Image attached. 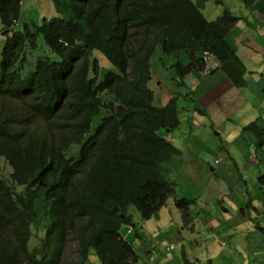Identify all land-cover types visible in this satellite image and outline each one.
Wrapping results in <instances>:
<instances>
[{"label": "trees", "instance_id": "16d2710c", "mask_svg": "<svg viewBox=\"0 0 264 264\" xmlns=\"http://www.w3.org/2000/svg\"><path fill=\"white\" fill-rule=\"evenodd\" d=\"M204 1L53 0L57 15L22 22L24 0H0V157L11 167V185L0 176V264H93V254L100 264H138L122 232L136 226L131 206L149 219L174 197L184 222L193 220V201L176 197L167 166L181 151L163 133L179 126L181 93L156 105L151 57L160 42L167 54L186 49L185 33L205 55L187 48L190 61L175 63L179 84L212 57L245 86L228 40L240 17L226 7L208 19ZM100 58L114 70L102 73ZM244 131L263 140L264 126Z\"/></svg>", "mask_w": 264, "mask_h": 264}, {"label": "crops", "instance_id": "0c3cea01", "mask_svg": "<svg viewBox=\"0 0 264 264\" xmlns=\"http://www.w3.org/2000/svg\"><path fill=\"white\" fill-rule=\"evenodd\" d=\"M242 5L236 14L240 20L228 40L247 68L244 87L237 88L218 66L209 71L195 67L182 77L183 84L166 81L154 85L157 106L181 93L176 98L179 126L164 133L181 152L167 166L176 197L193 201V220L185 223L182 212L173 208L175 198L168 199V213L163 206L162 220L166 216L153 232L154 241L140 240L139 246L146 248L140 261L146 264H173V257L177 258L164 257V250L160 259L156 258L158 249L150 253L153 242L160 248L158 239L166 236L165 228L168 233L181 230V252L198 264L222 256L231 264L264 263V199L257 192L258 181L264 184V137L260 140L254 132L244 131L251 122L264 126V0H256L251 7ZM179 42L204 56L187 34H181ZM181 55L187 56L183 50L167 54L168 68L182 60ZM186 92L187 97L183 96ZM248 177L256 183L255 192L248 189ZM132 232L123 230L127 239ZM189 250L194 256L187 254Z\"/></svg>", "mask_w": 264, "mask_h": 264}, {"label": "rangeland", "instance_id": "374dc122", "mask_svg": "<svg viewBox=\"0 0 264 264\" xmlns=\"http://www.w3.org/2000/svg\"><path fill=\"white\" fill-rule=\"evenodd\" d=\"M197 1V0H194ZM221 0H205L204 1V6L201 8V11L203 12V14L205 15L206 18L208 19H215L217 18L219 15H221L224 11V9L227 7L229 8L233 14H237V12L239 11L240 7H243L242 5V1L241 0H223L224 2H220ZM57 11L54 8V4H53V0H24L23 4H22V9H21V18L20 20H22V22H24L25 20H37L38 22H41L43 17H52L54 15H57ZM172 28L171 27H167L164 30V34H163V38H167L166 36L168 35L169 31H171ZM3 25L2 22L0 20V58H1V51L4 47V44L7 40V33H3ZM192 39V38H191ZM193 43L197 46V41L194 39H192ZM191 49L192 46H189ZM187 48H184V53L188 56L182 57L181 55V59L179 62L181 63H186L189 62V54L186 52ZM200 51L203 52V49L200 47ZM45 53H48L50 55H52L54 57V59H58L57 56L54 55L53 52L46 50ZM204 53V52H203ZM205 55V53H204ZM101 56V54H97L95 53V57H99ZM197 56H202V55H197ZM30 58H33L34 56L29 55ZM168 58L167 53L163 50L162 44L160 42V44L157 46L156 51L154 52V54L151 57V63H152V70H153V76L155 77V80L153 81V85L163 82L165 83L166 81H170L172 84H178V79H180V74L178 73L176 67H170L168 68V65H166L165 59ZM30 60V59H29ZM99 65L101 67H104L102 69V73L106 72L107 70H114V67L109 64L105 59L100 58L99 60ZM163 131V130H162ZM163 133H165L163 131ZM179 155V154H178ZM10 169L11 167L6 163V161L0 157V176H2L5 180H7V182L11 185V180H10ZM249 178V185H248V189L250 191H254L256 190V183L253 179V177H248ZM259 186H261V189L259 190ZM202 190H199L196 192V194L198 195L199 193H201ZM258 194L264 199V184L260 183L258 181V189H257ZM230 196V195H228ZM172 201L174 199V197H171ZM165 207V206H164ZM163 207V208H164ZM173 208L176 210L177 206H173ZM131 212L134 214V218H135V223L136 226L134 228L129 227V226H124L122 228V232L125 229H133V232L128 236V240L133 241V245L134 247L137 249V252L139 254H141L142 256H144L145 252H146V248L144 247H140L139 243L140 240L138 238H136L134 231L137 232L139 231L140 233H142L144 235V240L146 241V243H151V241H154L153 236L154 233L156 232L155 230L158 229L159 226H161L164 217L163 216V220L161 218L160 215V211L158 212V214L156 216H153L149 219H142L138 214L139 212L137 210L134 209V207H130ZM164 211H166L168 213V207L166 206L164 208ZM165 220H167V218H165ZM165 222V221H164ZM167 222V221H166ZM169 223V222H168ZM170 224V223H169ZM128 227V228H127ZM179 231H181L180 229L175 228V230L171 229V232L168 233L166 231L165 228V234L166 236L162 237L160 236L158 239V244L160 246V249L156 243L153 242V246L150 247V253H154L155 251L158 249L159 254L156 257L157 259L159 258V256L161 255V250L166 251L164 252V257H173L174 255H177V258L174 259L173 257V264H176L178 262L182 263L181 261L183 260L184 256L181 252V247L179 246ZM142 235V236H143ZM168 247H167V246ZM169 248V249H167ZM172 248V249H170ZM194 248V252H195ZM187 254L189 255H193L194 253L192 250H189L187 252ZM147 257V255L145 256V258ZM93 258V264H100V261L98 259V257L93 254L92 255ZM143 258V257H142ZM160 259V258H159ZM141 264H146L143 261H140ZM231 260L227 257V256H222L220 258L214 259L209 261V263L204 262L201 264H231Z\"/></svg>", "mask_w": 264, "mask_h": 264}, {"label": "built area", "instance_id": "2783aa9c", "mask_svg": "<svg viewBox=\"0 0 264 264\" xmlns=\"http://www.w3.org/2000/svg\"><path fill=\"white\" fill-rule=\"evenodd\" d=\"M216 66H218V62L214 58L208 57L205 69L209 71L210 67H216Z\"/></svg>", "mask_w": 264, "mask_h": 264}]
</instances>
